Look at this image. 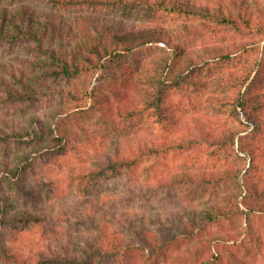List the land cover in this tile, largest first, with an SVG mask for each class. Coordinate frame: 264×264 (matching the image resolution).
Returning <instances> with one entry per match:
<instances>
[{
  "label": "rangeland",
  "instance_id": "rangeland-1",
  "mask_svg": "<svg viewBox=\"0 0 264 264\" xmlns=\"http://www.w3.org/2000/svg\"><path fill=\"white\" fill-rule=\"evenodd\" d=\"M164 1L73 9L167 28L182 48L150 42L120 62L105 61L71 79L44 75L38 60L46 56L32 39H0V72L17 79L24 71L36 89L29 101L0 87V127L6 134L0 138V246L13 257L4 259L0 252V264H39L42 252L101 238L110 245L117 239L134 243L123 264H264V212L246 204L256 197L254 187L264 194V32L171 8V3L188 2L216 12L230 0ZM0 2L40 6L46 1ZM215 46L230 49L231 56L215 54ZM178 67L183 73L175 80ZM148 73L168 85L161 110L148 107L142 97L136 116L110 110V101L124 103L133 93L130 83L147 86ZM240 100L247 110L235 109ZM40 121L46 125L44 136L30 135L40 131ZM199 123L222 136L235 134V140L211 144L202 138ZM172 139H187L188 145L165 147ZM110 152L137 155L139 162L120 174L87 175ZM206 171L227 176L216 183L169 182L172 173ZM220 207L226 214L203 226L194 223L195 215L219 213ZM17 211L40 214L43 222L2 221L4 213ZM137 231L174 236L163 249L169 256H150L137 244Z\"/></svg>",
  "mask_w": 264,
  "mask_h": 264
},
{
  "label": "trees",
  "instance_id": "trees-1",
  "mask_svg": "<svg viewBox=\"0 0 264 264\" xmlns=\"http://www.w3.org/2000/svg\"><path fill=\"white\" fill-rule=\"evenodd\" d=\"M44 5H30L22 2L18 4H9L0 2V39H23L30 38L35 41L40 50L45 53V59L38 60V66L45 68L44 75L47 78L71 79L83 71L97 69L104 65L105 61L113 63L120 62L125 56L134 53L137 49L150 42H161L170 44L181 50V44L174 41L175 33L167 28L158 25L142 24L137 25L127 22L125 19L112 15L110 13L87 12L82 13L75 10L88 5L99 8H112L122 6L130 8L136 4L151 5V0H45ZM166 4L164 0H159ZM231 4L225 5L224 9L219 8L214 12L209 7L181 2L171 3V8L184 9L193 14H203L215 17L222 24H229L233 27L241 28L258 26L264 32V2L254 0L248 3V0H230ZM50 5V6H49ZM75 9V10H73ZM68 10V11H67ZM214 12V13H213ZM215 54L224 57H230V49H224L219 46L211 48ZM36 63V62H33ZM45 66V67H43ZM170 67L173 68L171 65ZM185 68V67H184ZM0 64V70H3ZM183 69V68H182ZM182 69H175L174 76L182 77ZM11 71L14 77V70ZM14 72V73H13ZM16 74V73H15ZM19 77L11 78L0 72V87L12 97L33 101L36 98V89L30 81L25 80V72H21ZM18 76V75H17ZM149 80L147 86H141L139 83H130L127 89L133 93L126 95L124 103H113L110 101V110H114L120 116L133 117L142 111L139 99L143 98L148 107H157L161 110L166 97L168 85L166 80L156 74H147ZM176 82V81H174ZM140 85V86H139ZM117 95H122V90L116 91ZM219 100V99H218ZM246 102L240 100L235 102L236 110L239 107L246 109ZM40 131L34 129L35 137L44 136L46 125L40 121ZM202 130L203 139L205 138L211 144L224 142L227 138L235 140V134L227 133L225 136L207 129L199 123ZM0 138L6 139L5 131H1ZM10 134V133H7ZM56 139V137H54ZM192 140V139H191ZM188 145L187 139H172L164 143L167 148L185 147ZM145 148L143 145L140 149ZM139 162V156L126 155L125 153H107L101 156L96 165L90 168L87 175L93 179L106 177L122 173L125 169H132ZM224 176V172H176L169 177V182H217ZM1 188V187H0ZM256 197L252 198L246 204L253 210L264 212V194L263 191L254 187ZM1 198V194H0ZM223 207L218 209L219 213L213 210H204L199 216H194V223L203 226L208 220H216L222 214ZM2 221L7 224L13 223L27 224L30 222H43V216L32 211H17L12 214L4 213ZM102 229V228H100ZM194 226L187 231L193 232ZM150 232V233H149ZM136 239L143 245L144 249L150 250V256L157 258L160 255L169 254L166 252L165 245L173 242L175 237L164 238L159 234H153L151 231H137ZM118 240L110 245L109 239H98L92 241L85 239L62 245L63 248H54L48 252H42L37 262L39 264H123L129 256L134 243L129 240H120L119 244H124L125 250H122ZM203 245L209 246L206 241ZM140 249V248H139ZM140 250H138L139 253ZM1 256L4 259L13 258L5 246H0ZM141 254V253H139ZM133 262V259H131ZM205 263V261H202Z\"/></svg>",
  "mask_w": 264,
  "mask_h": 264
}]
</instances>
